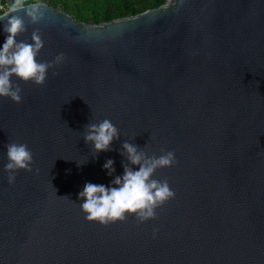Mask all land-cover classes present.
Masks as SVG:
<instances>
[{
  "label": "water",
  "instance_id": "1",
  "mask_svg": "<svg viewBox=\"0 0 264 264\" xmlns=\"http://www.w3.org/2000/svg\"><path fill=\"white\" fill-rule=\"evenodd\" d=\"M42 4L18 39L39 29L38 59H64L42 85L21 83L20 103L0 98V264H264V0H166L101 24ZM105 118L121 138L93 158L81 131ZM133 135L174 151L155 175L175 197L143 223L86 221L78 191L108 184L106 158L122 174ZM8 142L38 170L12 184Z\"/></svg>",
  "mask_w": 264,
  "mask_h": 264
},
{
  "label": "clouds",
  "instance_id": "2",
  "mask_svg": "<svg viewBox=\"0 0 264 264\" xmlns=\"http://www.w3.org/2000/svg\"><path fill=\"white\" fill-rule=\"evenodd\" d=\"M21 10L22 15H18ZM42 18V0H0V33L4 34L0 43V98L20 103L21 83L42 85L49 70L63 61V53L51 61L38 59L44 45L39 29H33L27 41L18 39L27 30L26 21L36 24ZM81 133L85 144L90 145L93 158L101 151H111L112 142L121 138L117 126L107 118L88 122ZM135 136L123 139L117 150L123 157L122 174L114 175V160L106 158L101 169L112 177L108 184L85 182L78 191V206L86 221L107 225L133 217L137 223H143L155 219L156 210L175 197L167 179L155 175L158 169L176 164L174 151L161 149L159 154H149L144 150L147 143L139 147L130 142ZM4 149L3 171L9 184L14 183L20 170L38 171L33 168V152L26 143L8 142ZM157 231L153 229V238Z\"/></svg>",
  "mask_w": 264,
  "mask_h": 264
},
{
  "label": "trees",
  "instance_id": "3",
  "mask_svg": "<svg viewBox=\"0 0 264 264\" xmlns=\"http://www.w3.org/2000/svg\"><path fill=\"white\" fill-rule=\"evenodd\" d=\"M166 0H42L77 22L101 24L128 18L163 5Z\"/></svg>",
  "mask_w": 264,
  "mask_h": 264
}]
</instances>
